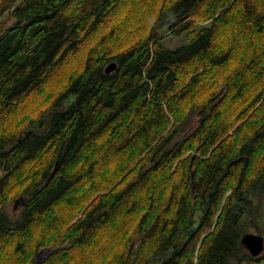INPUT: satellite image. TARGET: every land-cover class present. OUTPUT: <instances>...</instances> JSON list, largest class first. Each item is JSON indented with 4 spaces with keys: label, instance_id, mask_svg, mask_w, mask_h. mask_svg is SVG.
Instances as JSON below:
<instances>
[{
    "label": "trees",
    "instance_id": "trees-1",
    "mask_svg": "<svg viewBox=\"0 0 264 264\" xmlns=\"http://www.w3.org/2000/svg\"><path fill=\"white\" fill-rule=\"evenodd\" d=\"M263 214L264 0H0V264H262Z\"/></svg>",
    "mask_w": 264,
    "mask_h": 264
},
{
    "label": "rangeland",
    "instance_id": "rangeland-1",
    "mask_svg": "<svg viewBox=\"0 0 264 264\" xmlns=\"http://www.w3.org/2000/svg\"><path fill=\"white\" fill-rule=\"evenodd\" d=\"M131 29L132 28V26H130V25H127L126 27H124L123 29L121 28L120 29V31H119V34H118V37H120L121 36V34L124 32V30H126V29ZM165 33V38H164V44H165V46H168V47H170V48H175V47H177V46H180V45H182V44H184V43H186L187 42V39L189 38V36L191 37L192 36V33H189V34H187V33H184V34H182V35H179V36H171L170 34H169V36H167V33L166 32H164ZM118 37H117V39H118ZM47 84H48V81L46 82V83H44L43 85H42V91L44 92L45 90H47ZM38 98V96H37V93H33V94H31L30 95V97L29 98H27L26 100H25V102H24V104H23V107L22 108H19L18 110H16V112L13 114V115H11L9 118V120H12L13 121V118H16L18 115H19V113H21L23 110H29V108L30 107H32V106H36V105H38L37 103H34V101L36 100ZM12 121H9V122H7V125L6 126H8L9 127V124L12 122ZM17 198L18 197H16V198H14L10 203H9V205L7 206V210L11 213V214H13V215H16L17 213H18V211H19V209H20V206L18 205V203H17ZM264 215V214H263ZM263 221H264V216H262L261 218H260V222L258 223V226L259 227H261L263 224ZM261 225V226H260ZM262 231V230H261ZM247 232H252V233H261V232H258V231H256V229L254 228V227H249L248 229H247ZM263 236H264V232H262L261 233ZM42 250V253L40 254V256L38 257V258H36V255L40 252ZM36 255H35V261H38L37 262V264L48 254V250L49 249H47V248H44V249H41ZM241 264H245V263H241ZM262 264H264V263H262Z\"/></svg>",
    "mask_w": 264,
    "mask_h": 264
},
{
    "label": "water",
    "instance_id": "water-1",
    "mask_svg": "<svg viewBox=\"0 0 264 264\" xmlns=\"http://www.w3.org/2000/svg\"><path fill=\"white\" fill-rule=\"evenodd\" d=\"M115 66V63H110L105 69L106 72H111L115 69ZM241 243L252 256H256L264 249V236L261 234L246 232L241 237ZM41 253L42 250L36 255V258H38ZM37 262L38 261H35V264H37Z\"/></svg>",
    "mask_w": 264,
    "mask_h": 264
}]
</instances>
